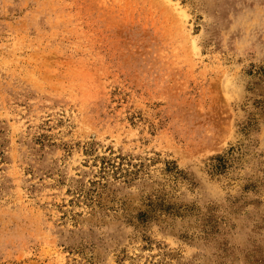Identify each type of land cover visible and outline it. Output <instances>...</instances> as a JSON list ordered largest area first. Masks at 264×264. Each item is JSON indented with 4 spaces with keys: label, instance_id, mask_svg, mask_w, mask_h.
<instances>
[{
    "label": "rangeland",
    "instance_id": "rangeland-1",
    "mask_svg": "<svg viewBox=\"0 0 264 264\" xmlns=\"http://www.w3.org/2000/svg\"><path fill=\"white\" fill-rule=\"evenodd\" d=\"M0 264H264V0H0Z\"/></svg>",
    "mask_w": 264,
    "mask_h": 264
}]
</instances>
